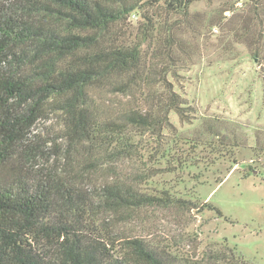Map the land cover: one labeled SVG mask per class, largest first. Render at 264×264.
I'll return each mask as SVG.
<instances>
[{
  "label": "trees",
  "instance_id": "obj_1",
  "mask_svg": "<svg viewBox=\"0 0 264 264\" xmlns=\"http://www.w3.org/2000/svg\"><path fill=\"white\" fill-rule=\"evenodd\" d=\"M135 1L22 0L15 16L0 7V264H171L142 239L119 243L105 225L111 212L131 215L153 200L123 169L137 155L135 136L173 128L170 112L181 122L195 119L170 79L188 59L182 34L160 30L146 13L132 38L127 17L143 8ZM156 1L185 12L196 0ZM249 8L245 41L260 58L264 0ZM109 94L129 100L113 103ZM51 114L62 118L68 144L64 173L32 169L40 149L28 134ZM206 128L228 138L226 125ZM253 137L251 147L264 154L262 135ZM238 139L233 133L235 146ZM89 171L103 174L96 188H88Z\"/></svg>",
  "mask_w": 264,
  "mask_h": 264
},
{
  "label": "rangeland",
  "instance_id": "obj_2",
  "mask_svg": "<svg viewBox=\"0 0 264 264\" xmlns=\"http://www.w3.org/2000/svg\"><path fill=\"white\" fill-rule=\"evenodd\" d=\"M136 1L143 8L126 21L132 38L146 13L160 30L169 25L182 34L188 59L170 79L195 108V119L181 122L170 112L173 128L159 137L135 136L137 155L123 169L136 175V189L153 200L131 215L111 212L105 225L119 243L142 239L165 252L171 264H264V154L251 147L255 131L264 140V52L254 57L255 44L245 41L254 0H196L185 12L166 10L156 0ZM20 3L5 0L1 14L15 16ZM104 99L129 100L110 94ZM211 123L226 125L228 138L210 134ZM63 133L56 114L35 123L28 134V143L40 149L33 170L64 173L69 164ZM201 135L206 144L198 141ZM102 176L89 171L88 188H96Z\"/></svg>",
  "mask_w": 264,
  "mask_h": 264
}]
</instances>
